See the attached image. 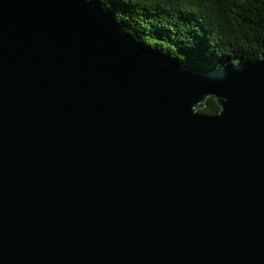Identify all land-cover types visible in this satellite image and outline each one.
Listing matches in <instances>:
<instances>
[{"label": "water", "instance_id": "95a60500", "mask_svg": "<svg viewBox=\"0 0 264 264\" xmlns=\"http://www.w3.org/2000/svg\"><path fill=\"white\" fill-rule=\"evenodd\" d=\"M260 47L200 70L95 0H0V264H264Z\"/></svg>", "mask_w": 264, "mask_h": 264}, {"label": "trees", "instance_id": "16d2710c", "mask_svg": "<svg viewBox=\"0 0 264 264\" xmlns=\"http://www.w3.org/2000/svg\"><path fill=\"white\" fill-rule=\"evenodd\" d=\"M109 2L106 13L123 14L124 30L137 42L196 69H222L260 56L264 27L243 11L246 0ZM216 108L215 100L208 98L198 112L212 116Z\"/></svg>", "mask_w": 264, "mask_h": 264}, {"label": "clouds", "instance_id": "9594fccd", "mask_svg": "<svg viewBox=\"0 0 264 264\" xmlns=\"http://www.w3.org/2000/svg\"><path fill=\"white\" fill-rule=\"evenodd\" d=\"M96 2L99 4L100 6V10L101 12H107L108 9L110 8V2L109 0H96ZM132 2V0H120V3L124 4V5H128V3ZM179 4H184L185 0H178ZM188 3H191V0H188ZM246 4L247 6L243 8V11L251 16L255 17V21L258 24V26L260 27H264V0H246ZM190 10V7L189 9ZM167 11V9H166ZM169 15H171V12H169ZM123 19V14H121L120 12H115L112 16V20L113 22L120 26L122 28L123 33L125 34V27L124 24L122 22ZM217 99L219 100L220 98L217 97ZM223 99V103H220V105H222V112L220 111L219 108H216V115L215 118L220 117L224 111L223 108V104H226L227 101V97L222 98ZM191 111V109H190ZM192 113V111H191Z\"/></svg>", "mask_w": 264, "mask_h": 264}]
</instances>
